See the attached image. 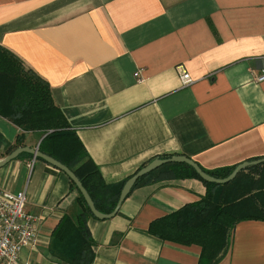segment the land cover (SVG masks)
I'll use <instances>...</instances> for the list:
<instances>
[{"label":"crops","instance_id":"1","mask_svg":"<svg viewBox=\"0 0 264 264\" xmlns=\"http://www.w3.org/2000/svg\"><path fill=\"white\" fill-rule=\"evenodd\" d=\"M0 44L49 82L107 183L175 155L208 170L264 158V0H0ZM180 65L193 83H182ZM0 134L11 146L19 135L24 146L40 142L1 115ZM252 166L225 191L243 193L244 211L258 217L236 223L216 264H264V162ZM0 186L25 190L41 218L37 245L20 259L71 264L50 250L61 217L79 210L70 177L22 155L0 167ZM206 192L197 177L145 179L115 216L89 217L92 264H199L200 244L149 227Z\"/></svg>","mask_w":264,"mask_h":264},{"label":"trees","instance_id":"2","mask_svg":"<svg viewBox=\"0 0 264 264\" xmlns=\"http://www.w3.org/2000/svg\"><path fill=\"white\" fill-rule=\"evenodd\" d=\"M0 115L22 130L38 133L39 149L76 173L98 210L111 213L115 209L122 188L131 176L117 183H107L104 180L100 168L93 162L79 136L71 129L64 113L56 105L49 82L1 44ZM21 138L19 135L17 143L11 146L0 134V157L3 155L2 148L9 154L16 147L24 146ZM22 155L32 156L27 152L20 156ZM236 167L214 170L202 168L215 177L224 178ZM165 170L167 173L160 175L159 172ZM157 172L159 175L153 177ZM239 174L227 183L218 184L204 180L186 163L172 162L141 177L134 187L145 179L157 180L166 176L197 177L207 186L206 194L198 202L188 203L152 221L150 232L164 240L200 244L202 253L199 264H216L229 251L236 223L243 218L258 217L244 211L243 193L232 194L228 200L225 187L235 184ZM217 187L221 188L219 194L215 192ZM71 189L76 192L74 203L79 210L76 214L65 213L61 217L52 232L50 250L52 254L71 264H92L95 241L90 234L88 219L94 214L72 180Z\"/></svg>","mask_w":264,"mask_h":264},{"label":"built area","instance_id":"3","mask_svg":"<svg viewBox=\"0 0 264 264\" xmlns=\"http://www.w3.org/2000/svg\"><path fill=\"white\" fill-rule=\"evenodd\" d=\"M184 85L193 83L183 65L178 67ZM264 80V74L259 77ZM25 190L11 191L0 186V264H25L20 252L38 243L41 218L26 208Z\"/></svg>","mask_w":264,"mask_h":264},{"label":"water","instance_id":"4","mask_svg":"<svg viewBox=\"0 0 264 264\" xmlns=\"http://www.w3.org/2000/svg\"><path fill=\"white\" fill-rule=\"evenodd\" d=\"M43 139V138H42ZM41 139V140H42ZM30 153L34 156V158L42 159L53 166L61 169L64 171L70 179L77 185L78 189L81 191L82 195L84 196L87 204L89 205L92 213L94 216L100 219H107L115 216L120 207L122 206L124 200L127 198V196L131 193L134 186L136 185L137 181L145 176L146 174L150 173L151 171L155 170L159 166L166 164V163H172V162H180V163H186L189 166H191L199 175L201 178L208 182H214L218 184H224L231 180H233L236 175L243 169L248 168L252 165L261 164L264 162V158L253 160V161H245L241 164H239L230 175L224 178H218L215 177L209 173H207L196 161H194L192 158L187 157L185 155H175L172 157L167 158H157L148 163L147 165L140 168L134 175H132L124 184L122 191L120 193V197L118 200V203L115 207V209L111 213H102L95 205L94 200L92 199L91 195L89 194L88 190L83 185L80 178L76 175L74 171H72L68 166L63 164L61 161L57 160L56 158L42 152L39 149V145L37 147H30V146H21L16 149H14L11 153H9L6 157L0 160V167L7 164L13 159L18 158L22 153Z\"/></svg>","mask_w":264,"mask_h":264}]
</instances>
